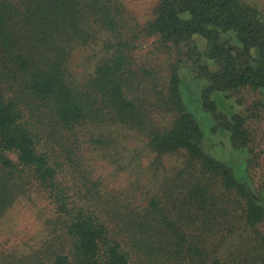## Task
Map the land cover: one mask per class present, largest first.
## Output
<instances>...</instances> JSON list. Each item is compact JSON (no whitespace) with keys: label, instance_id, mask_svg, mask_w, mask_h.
Returning a JSON list of instances; mask_svg holds the SVG:
<instances>
[{"label":"trees","instance_id":"1","mask_svg":"<svg viewBox=\"0 0 264 264\" xmlns=\"http://www.w3.org/2000/svg\"><path fill=\"white\" fill-rule=\"evenodd\" d=\"M152 14L141 24L123 0H0V220L21 200L48 210L38 241L1 246L0 264H264V206L203 149L179 75L189 61L212 129L247 148V117L220 110L212 94L248 87L264 103V10L158 0ZM149 37L180 56L166 80L135 57ZM80 51L94 57L83 72ZM124 131L154 155L143 184L135 154L122 153ZM94 158L133 180L109 185Z\"/></svg>","mask_w":264,"mask_h":264},{"label":"rangeland","instance_id":"2","mask_svg":"<svg viewBox=\"0 0 264 264\" xmlns=\"http://www.w3.org/2000/svg\"><path fill=\"white\" fill-rule=\"evenodd\" d=\"M158 0H123L126 8L141 24L152 18L153 8ZM264 10V0H246ZM142 44L135 51V57L139 63L151 64L166 80L170 75L172 63L180 56L166 49H157L152 37L144 38ZM203 46V45H202ZM201 46V47H202ZM78 62L77 71L83 72L90 69L94 62L92 54L88 51H80L75 57ZM146 65V64H145ZM180 93L185 109L193 116L203 131L202 147L215 158L232 167L237 179H246L252 187L253 194L264 206V103L258 91L248 87L241 88L238 92H231L228 96L223 92H215L212 98L217 107L229 112V105L237 109L240 114L247 117V126L251 131L252 141L244 150H235L230 142L229 133L226 130L212 129L213 119L211 113L202 107L200 88L202 80L196 77L191 69L190 62L184 61L179 68ZM170 118V117H169ZM125 148L122 153L127 159L129 154H135V164L139 172L140 183L146 181L149 162L154 157L144 147V138L136 132L124 131ZM220 143H219V142ZM180 161V159H179ZM178 159L166 157L164 163L172 170L179 164ZM92 167L95 174L114 187H127L134 175L129 170L118 171L116 166L94 158ZM153 172V171H152ZM163 171L156 173L157 180ZM46 205L43 202L36 204L21 200L16 203L0 220V247L7 249L27 248L36 243L41 234V220L48 215ZM257 228L264 233V219L258 223Z\"/></svg>","mask_w":264,"mask_h":264}]
</instances>
